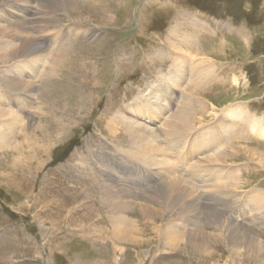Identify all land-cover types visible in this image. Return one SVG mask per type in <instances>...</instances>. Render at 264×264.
Masks as SVG:
<instances>
[{"label": "rangeland", "instance_id": "374dc122", "mask_svg": "<svg viewBox=\"0 0 264 264\" xmlns=\"http://www.w3.org/2000/svg\"><path fill=\"white\" fill-rule=\"evenodd\" d=\"M84 1L77 13L60 14L57 29L44 35L54 47L57 31L66 36L72 32L67 54L53 69L49 71V49L36 67L38 77L21 63L20 74L13 71L19 60L0 64L2 79L19 76L37 90L35 99L22 93L21 101L8 99L0 110L15 112L26 126L46 128L52 140L48 149L44 134L24 130L21 120L16 126L17 115L0 118L10 127L3 131L6 125L0 124V264H264V164L257 157L264 153V138L244 120L264 119V0ZM31 3L43 14L55 0ZM12 5L6 11L0 7V28L17 16L28 17L29 6L24 13L25 5ZM183 54L185 74L177 80L176 59ZM192 64L198 74L208 69L205 82L195 74L191 78ZM164 80L171 85L165 93L158 85ZM151 97L152 105L159 102L155 106L165 111L156 114ZM182 101H189L188 111L196 110L194 101L206 110L195 112L183 150L161 139L167 152L151 153L158 162L149 163L131 141L126 124L161 136ZM117 117H122L121 125H115ZM236 123H246V130L238 134ZM200 135L215 141L201 151L194 142ZM225 153V163L208 162ZM180 174L196 187L194 199L203 208L196 222H202L209 237L220 234L205 218L212 209L228 225L238 224L257 238L261 252L242 242L231 251L230 241L217 243L209 237L203 256L185 242L175 249L165 247L163 231L159 237L154 233L155 224L147 221L142 205L154 207L159 193L153 191ZM121 190L134 196L127 211L115 208L114 202L124 200ZM221 200L226 202L222 206ZM162 215L158 224L164 229L175 228L183 235L197 230L173 210L165 208ZM121 217L135 223L151 243H125L121 254L107 248L111 243H104L100 234L108 235Z\"/></svg>", "mask_w": 264, "mask_h": 264}, {"label": "bare ground", "instance_id": "6f19581e", "mask_svg": "<svg viewBox=\"0 0 264 264\" xmlns=\"http://www.w3.org/2000/svg\"><path fill=\"white\" fill-rule=\"evenodd\" d=\"M31 2H32V0H0V7H2V9L5 11H6V7L13 6L12 5L13 3H17V5L18 4L19 5H21V4L25 5V9L22 7H19V6H18L19 8H17V10L22 8L21 11H23L24 13L28 12V8H26V7L29 6V8H31L28 12L29 14H28V17H26V20L25 19H21V20L16 19V18H18V16H17L16 18H13L14 19V20H12L13 23H11L9 21L10 23H8L6 25V27L0 28V64H6L7 65L11 62H14L15 60H19V61H17L16 66L11 67L13 69V71H17V73L20 74V72L17 70V68L20 67L19 63H21L22 65L25 64L23 66L25 67L26 70L29 69L28 70L29 72L33 73L34 76L38 77V75H37L38 72L36 71V67L38 66V64H40V63L42 64L46 60V56L43 55L44 51H48V49L50 50L49 54H47L48 62L50 64H53L52 68L49 67V71H50L51 69H53V66H55L59 63L58 62L59 59L63 56L65 57V55L67 54L68 48L66 49V47H67L68 43L66 44V42L71 39V33L72 32H69V36H66V35H63L62 33H59L57 31L58 35H60V36L57 37V39H56L57 45L55 46L54 44H52V45H54V47L50 45V40L48 38H46L47 36L44 37V35H47L50 32L57 29V27L60 25V20L58 21V19L60 18V14H62V13L66 14L67 13L66 16H68L69 13H72V11L74 13H77L78 9L84 8L85 1L84 0H55V3H52L50 7H46L44 5L45 6L44 10H46V11H43V14L37 12L36 8H35V10H33V6H32ZM49 10H52V13H50L48 15L47 11H49ZM90 10H92V9H90ZM32 11H34V12H32ZM108 13L109 12H107V15H108ZM51 14H53V15H51ZM31 15H33V16H31ZM60 32H62V31H60ZM37 34H39V35L37 36ZM41 38H43V39H41ZM65 39H66V41H65ZM184 54H186V53H184ZM184 54H183V56L179 57V59H176L177 62L175 64V67H176L175 79H177V80L180 77L183 78V76H184L183 74H185V73H183V70H184V64H185L186 58L183 61H182V59L184 57H187V55H184ZM192 57H193V55L190 57L191 61L193 60ZM195 65L192 64L191 69H190L191 74H192L191 78L192 77L194 78V74H195V76L197 75L199 77L198 78V79H200L199 81L205 82V75L208 72V69L203 71L202 73L198 74L199 70L197 69V65L196 66ZM186 67H187V65L185 66V68ZM24 72H25V70L22 72V75H21L23 77L25 75ZM42 73L43 74H41L39 79H41V78L43 79V77L45 76L47 71L45 70ZM51 77H53V76H51ZM0 78H1L0 79V103L1 104L4 103V101L7 102L8 99L11 102H13L14 100H16L17 102L21 101V99H22L21 94L22 93L26 94L27 97L33 96L32 100L35 99L34 97L37 94V90H36V87H33L31 82L23 80V79H18L19 76L14 77V75H13V77H10L8 75H4L3 79L1 76H0ZM180 80H179V82H180ZM44 81L47 82V79H45ZM174 83H175V81H174ZM162 84L164 86L166 85L165 80L162 81V83L158 84V85H161V89H164L163 93H165L166 89L167 90L170 89L171 85H169L170 84L169 83L168 85H166L167 87L166 86L163 87ZM197 84H199V83H197ZM158 85L155 88L156 91H157ZM11 91H13V92H11ZM158 91H160V90H158ZM172 91H173V89H172ZM43 96H45L44 90H42V92H41V97L43 98ZM19 98H21V99H19ZM151 99H152V97L150 98L149 104H151L150 105L151 108L155 109L156 114L159 115L160 112L165 111V109L163 107L158 108L155 106L156 104H160L159 102H156L154 105H152ZM23 100H26V98ZM169 101H170L169 103L174 102V101H172V99H170ZM189 101L187 103H186V101L185 102L182 101L181 102L182 104L180 103L181 107L179 108L177 114L174 116V120H172V121L169 120L170 122L167 121V123L169 122L168 126L166 127L167 130H164L165 133L163 132V135L161 134V136L159 134H157V132L151 131L149 129H146L143 127H136L135 128L134 126L131 127V126H128L129 124H126V126L128 127V129L130 131L131 141L133 142V144L136 147L139 148V150H141L143 152L145 159L146 160L149 159V163L153 161L152 164H156L158 162V160L154 159L155 158L154 156H150L151 153H154L156 155V153L157 152L159 153V151H161V153L167 152L166 150H164V147L162 145L163 140H164V142H167V144L173 145L176 150H183L184 146L187 145L186 138L189 139L191 137L190 135H192V134H189V133H191L190 130H191V128H193V125L196 122L194 120V117L196 116L197 113H200V112L202 113V111L204 112L206 110V107L204 105L202 106L201 104L194 101L193 106L196 107L195 108L196 110L194 112H192L189 109L190 111H188L187 107H188V105H190ZM135 102H140L139 105H142L143 101L141 102V100L138 99ZM149 104L148 103L145 104L144 108L148 109ZM137 107H139V106H137ZM141 109L142 108L139 107L137 112ZM131 111H133V110H131ZM125 112L127 114L129 113L128 110ZM195 112H196V114H195ZM11 115L12 116L17 115L16 116L17 117L16 126H19V123L22 121L21 119L23 117H19V115L15 114V112L13 113L11 111L8 112L5 110H0V118H4L7 116H11ZM24 116H25L24 118H26V115H24ZM242 117H244V116H242ZM19 120H21V121H19ZM244 120L247 123V125L249 123H252V127H254V132L255 131L257 132V134H256L257 136H261L264 138V119H258V120H252L251 119L250 120L247 117H245ZM23 121H22V123L25 125L24 130L27 131L28 128L33 129V131H35L34 136H37V133L44 134V135H42V137L44 136V138H42V139H45L43 141H46L45 146H47L49 149L50 148L49 142H52V140L48 139V134L46 133L47 132L46 128L39 126L37 129V127L34 126L33 124H28L26 126V123H25L26 121L25 122H23ZM114 122H115V125H121L120 123L123 122V119H122V117H117L114 119ZM246 123H245V126H244V124H241V127H239L238 123L235 124V128H238V134L239 133L241 134L242 131L246 130V127H247ZM0 124H1L2 128L6 125L5 129H1V127H0L1 130L8 131L10 129V127H7L8 125L5 124V121L1 122ZM235 132H236V130H235ZM23 135H25V133ZM50 136L51 135H49V138H51ZM201 136L202 135L197 137L194 142H196V145L198 147H200L199 150L202 151L203 149L208 148L209 147L208 145H210V146L212 145L211 143H208V141L214 142L215 139L213 136H211L210 138H205V136H203V137H201ZM25 138H26V136H25ZM161 139H163V140H161ZM35 140L33 142H35ZM196 145H194V146L196 147ZM186 148H188V146ZM244 152H245V150H244ZM184 153H186L185 150L183 151V154ZM249 154H254V152L250 151ZM165 156H167V154ZM225 156H226V153H225V155L224 154H221L218 156L214 155V156H212V158L209 157L210 159L208 160V162H210V163L215 162V164L224 162V161L228 160L227 157H225ZM257 157L260 160V162L262 164H264V153L259 154V156H257ZM159 161L162 162L161 159ZM174 168H175V166H173V168L170 170L172 171V174L175 175V174H177V171L176 172L173 171ZM183 178H185V177H183V175H181V174H180V178L178 180L172 181L169 178L168 179L169 181L163 187L158 188L157 190L153 191L154 193H159L158 194L159 202H155L154 207H152V206L150 207L149 205L148 206L142 205V210H143V213L145 214V216L147 217V221L155 224V227H156L155 230L156 231H154V230L153 231L155 234L158 235V237L160 234H162L161 231H163V233H164L163 236L165 235L164 238L167 239L166 241L164 240L165 242H163V245L165 247L174 248L176 246L178 247L179 245H182V243L185 242L186 245L191 247L195 252H197V254H199V255L200 254L201 255L206 254L208 248H206L205 240L209 237V235L206 234L207 232H205L203 230V228L201 227L202 222H200V223L196 222L199 219L198 217H200V216H198V215H200V213L203 211V208L200 206V201L194 199V197L196 195V189H195L196 187L190 185ZM109 179L111 182L116 183L115 179H113L112 176L111 177L109 176ZM123 190H121L119 192L123 193L124 200L122 199L121 201L114 202V204H115V208L121 209L123 211H127L128 205L132 201V197H134V196L132 193L130 195H128L127 194L128 192L123 191ZM224 203H226V202L221 200L220 206H222V204H224ZM165 208H166V210L167 209L173 210L174 214L178 215L180 219L186 218L185 222L188 221V223L192 222L193 224L197 225V230L196 231H190L188 233V235H183L182 232L180 233L175 228L172 229L169 227V228L164 229V227L162 225H159L158 222L163 219L162 214H163ZM199 210H200V212L197 215V212ZM179 218H177L178 221H179ZM196 218H197V220H196ZM205 218L209 221V223L212 226L216 227V231L220 232L219 235L216 234L217 236L214 235L212 237H209V238H215V242L218 243L220 240H223V239L225 241L226 240L230 241L231 245L230 244L228 245V249L231 251H234L235 247L240 242H242L245 245L249 244L250 247L256 246L258 248V250L261 252V248H260V245L258 243L257 238L251 236L247 232L246 229H244L242 226L240 227L238 224H230L231 225L230 226L225 221H222V215L220 212H218L216 210L213 211L211 209V211L206 213ZM120 219L123 220L124 218L121 217ZM122 220L115 222L110 226L111 229L107 233L108 235H105L104 233L101 232V234H100L101 238L100 239H103L104 243H105V240L106 241L109 240V242L112 244V245L111 244L107 245V248H109V247L114 248L115 249L114 252H116V254H121V252H124V246L123 245L125 243L126 244H128V243L134 244L135 243L136 245L139 244L140 246L145 245L146 242H148L149 244L151 243V240L145 239L144 234H143L144 232L142 230H138V228L135 227L137 225L134 226L135 223H127L124 220L123 221ZM141 236H143L144 238H142ZM94 242L96 243L95 240L93 241V243ZM136 247H138V246H136ZM210 256L212 257V255H210ZM122 258L123 257L121 255V259L119 258L120 261H122ZM138 258H139V260L140 259L143 260V259H146L147 257L146 258L138 257ZM83 263L92 264L93 262L91 260H89V261H84ZM115 263L118 264L116 260H115ZM78 264H81V263H78ZM93 264H96V263H93ZM122 264H124V263H122ZM140 264H144V262H142Z\"/></svg>", "mask_w": 264, "mask_h": 264}]
</instances>
